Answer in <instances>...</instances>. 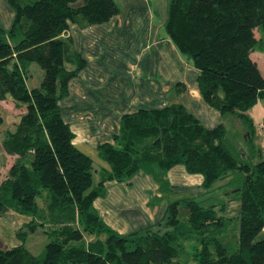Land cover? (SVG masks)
I'll return each instance as SVG.
<instances>
[{
	"label": "trees",
	"instance_id": "obj_1",
	"mask_svg": "<svg viewBox=\"0 0 264 264\" xmlns=\"http://www.w3.org/2000/svg\"><path fill=\"white\" fill-rule=\"evenodd\" d=\"M7 3L13 18L9 28L0 25V101L9 97L22 112L0 141L2 151L14 156L0 179V216L12 211L30 220L15 232L19 245L0 249V264H185L178 259L186 244L194 264H264V159L253 164L239 159L221 123L205 127L180 103L123 114L111 141L96 147L107 167L92 182V160L73 144L58 105L84 60L60 35L70 23L108 20L117 11L113 1ZM164 29L197 69L202 99L237 118L251 143L247 111L264 98V77L250 53L264 52V0H166ZM30 63L41 68L42 77L27 88ZM69 63L73 67L67 68ZM177 164L200 174L205 190L241 174L228 192L238 202L232 239L224 237L231 225L222 213L226 204L216 209L217 204L204 206L192 197L169 202L155 228L125 235L95 211L92 202L103 196L104 182L147 174L164 191V174ZM38 229L46 243L33 255L23 242Z\"/></svg>",
	"mask_w": 264,
	"mask_h": 264
},
{
	"label": "crops",
	"instance_id": "obj_2",
	"mask_svg": "<svg viewBox=\"0 0 264 264\" xmlns=\"http://www.w3.org/2000/svg\"><path fill=\"white\" fill-rule=\"evenodd\" d=\"M112 1L117 11L108 20L81 27L70 23L60 35L67 40L68 50L84 60L79 72L67 81L66 95L58 103L77 149L96 153L97 145L111 141L117 133L123 114L171 103L182 104L205 127L221 123L226 128V122H231L243 130L237 118L220 114L202 99L196 84L197 69L164 29L166 0ZM12 18L7 0H0L1 27L9 28ZM71 67L69 63L67 68ZM253 113L262 116L264 106L258 105ZM2 155L0 179L14 160L3 151ZM92 171L97 172L98 179L99 172ZM164 179V191L147 174L123 182L106 181L104 194L93 200V207L108 227L125 235L156 226L169 202L204 193L201 175L187 173L182 165L166 170ZM29 220L12 211L0 216V249L19 245L15 232ZM35 232L40 233L42 245L34 253L25 242ZM35 232L23 242L33 255L39 254L46 243L41 229Z\"/></svg>",
	"mask_w": 264,
	"mask_h": 264
},
{
	"label": "rangeland",
	"instance_id": "obj_3",
	"mask_svg": "<svg viewBox=\"0 0 264 264\" xmlns=\"http://www.w3.org/2000/svg\"><path fill=\"white\" fill-rule=\"evenodd\" d=\"M255 36H257V32H255ZM250 56L256 62L261 75L264 77V52L254 50L250 53ZM25 74V84L28 88L39 85L42 77V70L36 63H30L27 70L25 71ZM258 105L264 106V100L258 101L255 107ZM254 108H250L247 111V114L251 117L253 122L252 134L250 135L252 142L250 145L245 144V141L248 139V135L244 133V130L239 131L233 123L226 122V142L229 148L236 157L243 159L245 162H248L249 160L252 164L264 159V114L262 116L254 115ZM21 112L22 108L14 107V104L9 99V97L6 100L0 101V115L2 117V122L0 123V141L5 130H14L15 123L18 120V115ZM85 153L92 159L93 170L99 171L101 167H107V164L102 161L95 152ZM4 157L0 147V173ZM239 176H241V174L236 171L228 177L218 179L209 190L204 189V193L192 197L198 201H201V204L204 206L209 204H217L215 206L216 209L221 208V204H226L222 213L225 216L231 217V225L225 231L224 237H226V239H232L236 230L235 215L237 214L238 202L236 200L230 199V194H228V192L239 185ZM97 177V172L92 171L93 183L97 181ZM155 227L156 226H153V228ZM41 245V235L40 233L36 232L32 235H29L25 242V247L29 248L34 253L38 251V247H41ZM189 253L190 247L186 244L178 260L181 263L184 262L185 264H194L189 258Z\"/></svg>",
	"mask_w": 264,
	"mask_h": 264
}]
</instances>
